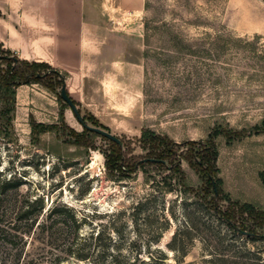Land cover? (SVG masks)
<instances>
[{
  "label": "rangeland",
  "instance_id": "rangeland-1",
  "mask_svg": "<svg viewBox=\"0 0 264 264\" xmlns=\"http://www.w3.org/2000/svg\"><path fill=\"white\" fill-rule=\"evenodd\" d=\"M73 3L81 40L87 38L78 65L85 97L76 106L87 124L94 116L121 146L94 132L76 138L71 130L82 132L80 123L70 128L63 117L61 124L65 102L55 77L20 88L14 121L1 112L13 87L2 92L0 179L21 186L0 202V264H110L108 256L88 262L61 252L64 233H51L49 224L70 217L49 216L52 206L70 209L79 235L100 232L101 243L111 241L127 262L140 264L138 256L161 249L167 258L160 264H177L178 253L166 244L178 231L187 244L185 264H264V222L238 209L248 202L264 210V130L256 131L264 120V0ZM13 65L0 61V72ZM0 84L4 89L2 78ZM32 94L34 116L50 114L47 124L58 128L29 134L24 102ZM144 129L166 138L164 144L141 140ZM159 151L163 165L140 162ZM207 160L222 181L216 198L199 166ZM36 199L42 211L33 203L32 214L23 215ZM220 214L257 235L233 231ZM32 219L46 225L44 233L36 226L27 231Z\"/></svg>",
  "mask_w": 264,
  "mask_h": 264
},
{
  "label": "trees",
  "instance_id": "trees-1",
  "mask_svg": "<svg viewBox=\"0 0 264 264\" xmlns=\"http://www.w3.org/2000/svg\"><path fill=\"white\" fill-rule=\"evenodd\" d=\"M0 61H4L6 63L8 62H13V66H10L8 71L5 74H2L0 72V79L2 78V80L4 81V89L1 88V84H0V103H1V99L2 96H5L4 93L2 92H8L9 87H13L11 92V104L9 106H7V108H4L3 110L0 108V111L3 113H7L10 114L11 113V117L8 116L7 119L8 121H12L13 119V112L15 109L14 103H15V88L18 85L21 84H30L32 82H40L44 79H47L48 77H55L58 81V84L61 85L63 84V82H65L63 75L59 72V70L49 66L46 63H39V62H27L24 60H19L17 57L15 56H11V54L7 51H4L1 47L0 44ZM17 63H22L24 64V66L28 69H31L29 71V73H27L26 75H23L21 72H17L16 68H15V64ZM46 69L48 70L47 72H43L41 73L40 70ZM15 74H17V76H15ZM19 75V76H18ZM24 76V77H23ZM14 77L18 78L17 80H13ZM35 78V79H33ZM4 90V91H3ZM68 95V94H67ZM69 97V96H68ZM58 98L60 100V94H58ZM70 98V97H69ZM71 99V98H70ZM72 100V99H71ZM73 103L76 102L74 100H72ZM65 107H68V105L66 103H64ZM63 116H62V112L60 113V122L61 124L66 127V125L63 122ZM90 120H91V124L93 126H100L98 125V121L97 119L90 115L89 116ZM30 135L32 136L33 133H44L46 131H49L51 129H55L58 128V124H44V123H40V122H36L35 120H33L32 118H30ZM256 131L259 130H264V120L261 121L260 125L256 127ZM71 132L74 133L76 138H82L83 136H85L88 132H91L85 128H83L82 132H74L73 130H71ZM215 136L218 135H225L224 132H221L220 130H214L212 132ZM75 138V139H76ZM152 138H157V142L164 144L162 139L166 138H160L159 136H156V134L153 131H150L148 129H144L142 130L141 134H140V139L141 140H150ZM228 139L231 138V136H227ZM109 140V139H108ZM111 141V140H109ZM115 146L120 147L121 146V141L119 143H116L114 141H111ZM213 145V144H212ZM213 147V146H212ZM212 153L213 158H216L217 156V150L216 148H212ZM159 155H154L151 157H145L144 159L140 160V162L144 161V162H150V163H156V164H160L163 165L165 163L164 158H163V151L162 152H158ZM153 159V160H150ZM203 163V165L201 164ZM210 163L208 160L207 161H203L200 162L201 167H203L205 169V174L207 177V180L210 183V186L212 188L214 197L216 198L218 196L219 193L222 192L221 189V179L219 178V176H215L214 172L211 171V165L208 164ZM216 170V169H215ZM264 180V178H263ZM21 186V182L19 180H12L11 178H2L0 179V202L2 200V197L5 196L7 194L8 191L10 190H17L19 189V187ZM228 199V197H227ZM34 204H36L37 206H39L40 211H42V203H41V199H36L34 201H32V203H28L26 205V208H22L24 209L23 211V215H29L32 214L31 212V206ZM214 208H216L214 206ZM238 209L242 212V213H246L247 215L254 217L255 219H259L260 221L264 222V211L258 209L255 205L248 203V202H244L241 204H238ZM47 211H49V216L55 215V216H59L61 215L63 212H66V214H68V216L70 217V220H63L60 222L54 221L53 223L49 224V227H55L54 231L51 232L53 234H63V236H61L62 241H61V248L59 249L61 252H63L65 255L67 256H71L73 258H75L76 260H80V261H88L91 262L92 259L95 258H99V259H103L105 256L109 257V262L110 264H135V260L132 262H127L124 260L125 259L122 255H120L119 253H114V246L113 248L111 247V241H109L110 243L108 244H102L101 243V234L100 232L96 233V236L93 237L92 234H90L87 237H84L83 235H79V229H80V222L78 221V219L76 218L75 214L70 210V209H59L56 206H52L49 207L47 209ZM219 219H222V221L233 231H239L240 233H242V231H246L249 232L250 235H247L246 237L249 238H253L252 236L257 235L256 233L253 232V230L246 228L245 226H236L234 224V219L231 216H228L226 214H220ZM29 228L27 229V231H31L34 226H36V229L39 230V232L44 233L45 232V227L46 225L43 223L38 222L36 224V220L32 219L29 224H28ZM177 235H178V231H175L169 242L166 244L167 248L172 250L174 253H178V255L176 256V263L177 264H185L184 263V256L187 252V244H185L182 240L177 239ZM158 241V240H157ZM140 256H138V259H140V264H160L161 262H163L167 257L165 252H163L161 249H158V254L156 256H147L148 258H139ZM57 260H60V256H57ZM57 261V262H58ZM95 261L93 260L92 263H94Z\"/></svg>",
  "mask_w": 264,
  "mask_h": 264
},
{
  "label": "crops",
  "instance_id": "crops-1",
  "mask_svg": "<svg viewBox=\"0 0 264 264\" xmlns=\"http://www.w3.org/2000/svg\"><path fill=\"white\" fill-rule=\"evenodd\" d=\"M64 1L66 0H0V44L4 51L19 60L46 63L68 73L64 79L66 92L78 103L85 97V75L78 65L87 38L81 40L78 11L73 3L77 0H70L71 4H67L66 8ZM23 86L30 89L33 84H21L15 88L13 121L21 103L19 91ZM33 99L32 94L24 102L27 103L29 134L30 118L44 124L53 121L49 119L50 114H44L40 118L34 116ZM40 101L44 104L42 100ZM61 112L70 128H73L74 124H79L69 107H65L64 112L60 110L59 116Z\"/></svg>",
  "mask_w": 264,
  "mask_h": 264
},
{
  "label": "water",
  "instance_id": "water-1",
  "mask_svg": "<svg viewBox=\"0 0 264 264\" xmlns=\"http://www.w3.org/2000/svg\"><path fill=\"white\" fill-rule=\"evenodd\" d=\"M59 94H60L62 101L68 105V107L72 111L73 115L75 116L76 120L81 124V126L83 128H85L91 132L97 133L98 135L103 136V137H105L111 141L116 142V143L120 142V140L116 136L111 134L110 132H108L102 128L89 125L84 121V119L81 116L77 106L75 105V103H73V101L67 95L66 88H65V82H63V84L61 85ZM150 160H153V159H150ZM242 234L250 235V233L246 232V231H242Z\"/></svg>",
  "mask_w": 264,
  "mask_h": 264
}]
</instances>
